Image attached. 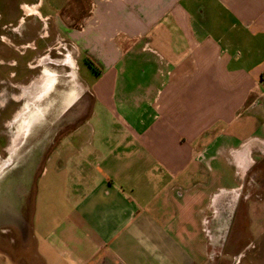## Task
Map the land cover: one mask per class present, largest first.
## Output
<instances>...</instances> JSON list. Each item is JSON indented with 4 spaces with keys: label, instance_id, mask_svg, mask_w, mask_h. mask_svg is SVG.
<instances>
[{
    "label": "crops",
    "instance_id": "1",
    "mask_svg": "<svg viewBox=\"0 0 264 264\" xmlns=\"http://www.w3.org/2000/svg\"><path fill=\"white\" fill-rule=\"evenodd\" d=\"M90 3L54 20L90 106L39 178L44 264H264V0Z\"/></svg>",
    "mask_w": 264,
    "mask_h": 264
},
{
    "label": "rangeland",
    "instance_id": "2",
    "mask_svg": "<svg viewBox=\"0 0 264 264\" xmlns=\"http://www.w3.org/2000/svg\"><path fill=\"white\" fill-rule=\"evenodd\" d=\"M38 3L52 17L48 25L29 13ZM90 6V0H0V264H44L32 232L39 178L49 155L65 138L74 142L71 128L89 115L77 107L90 106L78 51L54 20L76 25ZM79 67L83 78L95 79L84 60Z\"/></svg>",
    "mask_w": 264,
    "mask_h": 264
},
{
    "label": "trees",
    "instance_id": "3",
    "mask_svg": "<svg viewBox=\"0 0 264 264\" xmlns=\"http://www.w3.org/2000/svg\"><path fill=\"white\" fill-rule=\"evenodd\" d=\"M84 61L90 67V69H92L95 73H100L99 67L94 63V61L91 58L86 57Z\"/></svg>",
    "mask_w": 264,
    "mask_h": 264
},
{
    "label": "flooded vegetation",
    "instance_id": "4",
    "mask_svg": "<svg viewBox=\"0 0 264 264\" xmlns=\"http://www.w3.org/2000/svg\"><path fill=\"white\" fill-rule=\"evenodd\" d=\"M57 79V78H56Z\"/></svg>",
    "mask_w": 264,
    "mask_h": 264
}]
</instances>
